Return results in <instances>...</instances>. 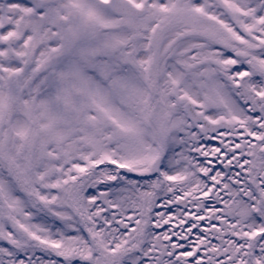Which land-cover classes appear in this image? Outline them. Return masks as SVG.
I'll return each instance as SVG.
<instances>
[{
	"label": "snow or ice",
	"instance_id": "1",
	"mask_svg": "<svg viewBox=\"0 0 264 264\" xmlns=\"http://www.w3.org/2000/svg\"><path fill=\"white\" fill-rule=\"evenodd\" d=\"M0 264H264V0H0Z\"/></svg>",
	"mask_w": 264,
	"mask_h": 264
},
{
	"label": "rangeland",
	"instance_id": "2",
	"mask_svg": "<svg viewBox=\"0 0 264 264\" xmlns=\"http://www.w3.org/2000/svg\"><path fill=\"white\" fill-rule=\"evenodd\" d=\"M131 178V177H130ZM90 191H92V190H90ZM174 224V223H173ZM174 226V225H173ZM165 227H166V225H165ZM165 227L163 228V229H165ZM161 230V231H160ZM158 232H162V231H165V230H162V229H159V230H157ZM193 239H194V237H193ZM176 240V237H173V241H175Z\"/></svg>",
	"mask_w": 264,
	"mask_h": 264
}]
</instances>
